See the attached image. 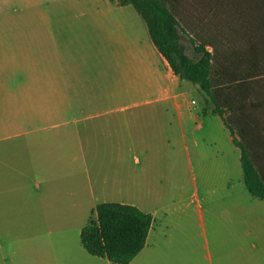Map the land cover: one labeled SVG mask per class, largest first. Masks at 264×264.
Returning a JSON list of instances; mask_svg holds the SVG:
<instances>
[{"label":"crops","instance_id":"crops-1","mask_svg":"<svg viewBox=\"0 0 264 264\" xmlns=\"http://www.w3.org/2000/svg\"><path fill=\"white\" fill-rule=\"evenodd\" d=\"M128 5L0 0V264H119L81 240L108 202L153 214L129 264H264L231 130Z\"/></svg>","mask_w":264,"mask_h":264},{"label":"trees","instance_id":"trees-1","mask_svg":"<svg viewBox=\"0 0 264 264\" xmlns=\"http://www.w3.org/2000/svg\"><path fill=\"white\" fill-rule=\"evenodd\" d=\"M119 2L133 5L145 20L154 45L174 73L200 86L240 149L247 189L264 199V0ZM182 9L198 13L224 36L218 40L216 35H201L197 42L191 35L200 55L196 61L181 47L179 28L189 33L181 22ZM152 222L153 214L137 206L101 203L93 209L81 240L92 255L129 264L145 247Z\"/></svg>","mask_w":264,"mask_h":264},{"label":"rangeland","instance_id":"rangeland-1","mask_svg":"<svg viewBox=\"0 0 264 264\" xmlns=\"http://www.w3.org/2000/svg\"><path fill=\"white\" fill-rule=\"evenodd\" d=\"M61 12L66 13L69 11H61ZM117 12H124L127 15L133 16L131 18L132 19L131 23L133 24V27H135V21L137 18H139V20H141L145 25V21L142 19L140 14L136 11V9L131 4H129L123 10H117ZM182 12L183 13H180L181 22H182V25L187 28V31L189 33L187 34L182 30V28H179L178 31H179V35H180L181 47H182L184 53L192 61H196V60H198L200 55L195 51V46H194V43L192 42V36L195 38V40L197 42L200 41L199 37H201V35L202 36H207V35H210V36L213 35L214 36V35H216V36H218V38H217L218 40H220L221 38L224 39V36L218 34V32H216L215 29L210 27L209 21L205 18H202V16H198V13L186 12V10H183ZM65 23H66V21L62 20V18H60V20H58L57 23H54L55 25L53 27H59L61 25H64ZM216 36H214V37H216ZM209 48L212 49L211 46H209ZM206 99H207L206 95L203 94L202 103H203V105L208 106V104L206 103Z\"/></svg>","mask_w":264,"mask_h":264},{"label":"built area","instance_id":"built-area-1","mask_svg":"<svg viewBox=\"0 0 264 264\" xmlns=\"http://www.w3.org/2000/svg\"><path fill=\"white\" fill-rule=\"evenodd\" d=\"M191 104H192V105H196V104H197V101L193 99V100L191 101Z\"/></svg>","mask_w":264,"mask_h":264}]
</instances>
